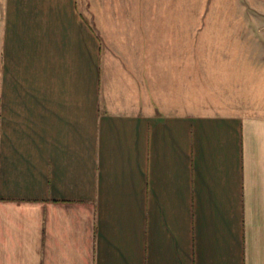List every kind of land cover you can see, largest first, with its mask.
<instances>
[{
	"label": "crops",
	"instance_id": "crops-1",
	"mask_svg": "<svg viewBox=\"0 0 264 264\" xmlns=\"http://www.w3.org/2000/svg\"><path fill=\"white\" fill-rule=\"evenodd\" d=\"M197 12L0 0V264H264L262 75Z\"/></svg>",
	"mask_w": 264,
	"mask_h": 264
},
{
	"label": "rangeland",
	"instance_id": "rangeland-1",
	"mask_svg": "<svg viewBox=\"0 0 264 264\" xmlns=\"http://www.w3.org/2000/svg\"><path fill=\"white\" fill-rule=\"evenodd\" d=\"M186 3L201 8L200 13H193V21H208L209 37L214 31L212 22L223 21L226 27L228 22L238 21L233 29L229 26L227 29L238 35L240 58L255 65L257 74L262 75L257 77L259 83L264 85V0H186ZM221 9L225 12H216Z\"/></svg>",
	"mask_w": 264,
	"mask_h": 264
}]
</instances>
